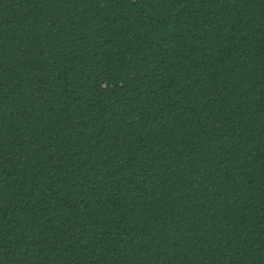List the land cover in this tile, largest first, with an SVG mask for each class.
I'll use <instances>...</instances> for the list:
<instances>
[{"label":"trees","instance_id":"16d2710c","mask_svg":"<svg viewBox=\"0 0 264 264\" xmlns=\"http://www.w3.org/2000/svg\"><path fill=\"white\" fill-rule=\"evenodd\" d=\"M0 264H264V0H0Z\"/></svg>","mask_w":264,"mask_h":264}]
</instances>
